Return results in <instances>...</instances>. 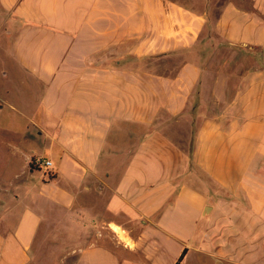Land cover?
Here are the masks:
<instances>
[{
	"label": "crops",
	"instance_id": "1",
	"mask_svg": "<svg viewBox=\"0 0 264 264\" xmlns=\"http://www.w3.org/2000/svg\"><path fill=\"white\" fill-rule=\"evenodd\" d=\"M193 2L0 0V264H264V0Z\"/></svg>",
	"mask_w": 264,
	"mask_h": 264
},
{
	"label": "rangeland",
	"instance_id": "2",
	"mask_svg": "<svg viewBox=\"0 0 264 264\" xmlns=\"http://www.w3.org/2000/svg\"><path fill=\"white\" fill-rule=\"evenodd\" d=\"M186 1L187 4L194 3L193 0H183ZM216 42H219L222 44L223 40L219 39L217 37L214 38ZM236 50V49H235ZM13 67L12 63L5 57V54L0 48V90L4 91V87L8 88L10 95L8 94L7 98L11 99L13 97L15 100L18 101L22 100V95L24 94V91L27 92L29 95L28 101L31 103L35 100V92L33 88H21L20 82L16 79V76H13V70L11 67ZM9 86L13 87V90H10ZM2 88V89H1ZM21 93V94H19ZM26 102V100H25ZM24 102V103H25ZM17 104V102H16ZM24 106V105H23ZM0 122L6 123L10 130H0V137L2 139H6V141H18V138H20L19 132L23 133V129L25 128V119L15 111H13L8 106H4L2 109H0ZM43 159V158H39ZM18 166V160L16 157L12 156L7 149H0V185H6L8 183V180L11 177V172L13 169H16ZM9 171L10 173H8ZM64 245V241H56L55 246L52 249L53 254H57ZM201 259L198 258L196 255V252H194L192 249L188 250L187 256L184 258V260L181 262V264H209V263H203L200 261ZM45 263V261H44Z\"/></svg>",
	"mask_w": 264,
	"mask_h": 264
},
{
	"label": "built area",
	"instance_id": "3",
	"mask_svg": "<svg viewBox=\"0 0 264 264\" xmlns=\"http://www.w3.org/2000/svg\"><path fill=\"white\" fill-rule=\"evenodd\" d=\"M38 165H41L42 167L46 169H50L52 167V162L48 159H37L35 161Z\"/></svg>",
	"mask_w": 264,
	"mask_h": 264
},
{
	"label": "trees",
	"instance_id": "4",
	"mask_svg": "<svg viewBox=\"0 0 264 264\" xmlns=\"http://www.w3.org/2000/svg\"><path fill=\"white\" fill-rule=\"evenodd\" d=\"M176 264H178V263H176Z\"/></svg>",
	"mask_w": 264,
	"mask_h": 264
}]
</instances>
